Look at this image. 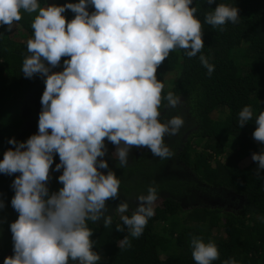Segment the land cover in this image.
I'll use <instances>...</instances> for the list:
<instances>
[{"label": "clouds", "instance_id": "9594fccd", "mask_svg": "<svg viewBox=\"0 0 264 264\" xmlns=\"http://www.w3.org/2000/svg\"><path fill=\"white\" fill-rule=\"evenodd\" d=\"M209 5L216 0H207ZM193 0H79L63 6H41L40 0H0V26L12 31L21 13L36 14L33 37L21 71L25 78L39 76L44 90L40 98L38 132L26 141L8 139L12 145L0 160V174L13 176L11 207L18 218L9 225L13 255L4 264H99L93 251V231L88 224L113 223L106 201L116 199L121 180L103 157L105 140L115 146L119 167L128 165L133 147H146L153 157L171 159L173 150L165 137L180 134L182 116L162 119L165 107L177 108L180 96L169 91L162 96L164 83L157 68L170 52L182 49L188 58L197 57L209 76L214 64L202 54V24L196 18ZM93 6L91 14L87 10ZM66 10L74 18L66 21ZM240 21L239 9L219 3L204 17V23L221 31L228 23ZM63 61V71L53 72ZM256 125L253 138L264 145V111L256 115L244 106L237 124ZM58 155L59 163H54ZM100 158V159H98ZM258 164V178L264 172V148L251 156ZM50 169L61 172L58 191H49ZM101 170H107L105 174ZM137 207L129 204L115 209L122 225L116 231L127 235L121 246H130L128 237L139 238L155 214L158 186H147L136 196ZM0 200V210L5 208ZM195 264H213L219 259L216 244L192 236L189 242ZM222 264H238L229 258Z\"/></svg>", "mask_w": 264, "mask_h": 264}, {"label": "trees", "instance_id": "16d2710c", "mask_svg": "<svg viewBox=\"0 0 264 264\" xmlns=\"http://www.w3.org/2000/svg\"><path fill=\"white\" fill-rule=\"evenodd\" d=\"M40 2L42 7L45 3L63 6L79 0ZM219 3L237 7L239 23H228L222 31L205 24L204 17ZM191 7L196 8V18L202 24V54L215 71L209 76L200 54L190 59L182 49L170 52L157 68V79L164 83L162 96L172 91L182 101L175 109L165 107L166 101L161 107L162 119L179 115L185 121L178 136L165 137L174 152L171 159L161 160L146 147H133L128 165L121 168L114 158L115 146L105 140L103 159L120 178L121 187L116 199L106 201L112 225L104 227L103 221L88 224L93 231V251L101 257L99 264H195L189 248L192 236L216 244L219 259L213 264L229 258L238 264H264V178L257 177L258 164L251 159L264 145L253 138L254 120L243 128L237 124L244 106L250 105L256 115L264 111V0H216L212 5L207 0H193ZM87 10L90 14L95 11L93 6ZM21 15L12 31L0 26V160L13 148L8 139L23 142L38 132L45 87L39 76L28 79L21 71L36 14ZM63 15L70 21L75 14L66 10ZM65 59L69 58L62 57L60 66L52 71H63ZM59 162L54 155L52 168ZM101 171L107 174V170ZM61 174L62 170L50 169V193L62 187L57 180ZM152 183L158 186L155 214L143 234L128 237L130 246L122 247L120 241L127 230L116 231L117 224L123 225L115 209L127 202L131 215L138 205L136 196L146 193ZM9 185L0 193L4 202L12 194ZM213 197L220 201H211ZM5 205L0 210V264L13 255L9 225L18 218L11 205Z\"/></svg>", "mask_w": 264, "mask_h": 264}, {"label": "flooded vegetation", "instance_id": "af4514ba", "mask_svg": "<svg viewBox=\"0 0 264 264\" xmlns=\"http://www.w3.org/2000/svg\"><path fill=\"white\" fill-rule=\"evenodd\" d=\"M33 105H38V102H34L33 103ZM23 113H24V117H26V116H28V113H27V106H24L23 107ZM30 115V114H29ZM29 118V117H28ZM17 175H19V173H16V174H14L13 176H5V175H2V174H0V193L1 192H3L2 191V189H3V187L5 186V185H7V184H10L11 185V183H12V181H13V179L15 178V176H17ZM11 178V179H10ZM10 185L7 187V188H9V189H11V187H10ZM11 191H12V194H10L9 195V197L8 198H5V204L6 203H8V205L10 204L11 205V198L13 197V195H14V192H13V190L11 189ZM203 201H204V193H202V195H201V197H200ZM211 201H216V202H218V201H220V199H215V197H213V198H211ZM13 209V208H12ZM14 213H15V211L14 210H12ZM6 257V256H5Z\"/></svg>", "mask_w": 264, "mask_h": 264}, {"label": "rangeland", "instance_id": "374dc122", "mask_svg": "<svg viewBox=\"0 0 264 264\" xmlns=\"http://www.w3.org/2000/svg\"><path fill=\"white\" fill-rule=\"evenodd\" d=\"M165 85H166V84H165ZM166 86H167V85H166ZM114 152H115V147H114V149H113V153H114ZM118 220H119V222L121 221V220H120V217H119V219H118Z\"/></svg>", "mask_w": 264, "mask_h": 264}]
</instances>
